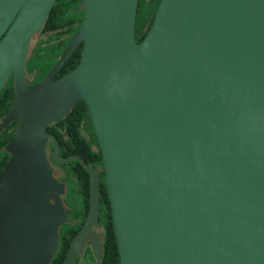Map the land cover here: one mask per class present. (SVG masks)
Here are the masks:
<instances>
[{
    "label": "water",
    "instance_id": "1",
    "mask_svg": "<svg viewBox=\"0 0 264 264\" xmlns=\"http://www.w3.org/2000/svg\"><path fill=\"white\" fill-rule=\"evenodd\" d=\"M55 0H0V90L16 122L0 173V264H49L68 222L53 177L78 162L87 219L63 264L98 226L99 170L59 158L47 128L77 104L102 156L119 264H264V0H160L136 42L138 0H81L76 33L45 78L26 80L33 37ZM81 46L78 65L54 77ZM97 262L102 249L90 243Z\"/></svg>",
    "mask_w": 264,
    "mask_h": 264
},
{
    "label": "trees",
    "instance_id": "2",
    "mask_svg": "<svg viewBox=\"0 0 264 264\" xmlns=\"http://www.w3.org/2000/svg\"><path fill=\"white\" fill-rule=\"evenodd\" d=\"M81 0H55L50 14L38 35L33 49L26 62V75L32 77L33 82L42 81L56 63L59 56L66 48L70 38L76 33L82 21V12L72 10L79 5ZM160 0H138L135 18V37L139 43L144 38L146 31L151 26L156 8ZM79 46L65 64L60 68L56 77L63 76L73 70L80 59ZM14 98L13 77L11 76L0 90V120L11 107ZM59 130L53 132L58 142L59 158L71 155L79 156L86 164L97 168L99 174V214L98 223L102 227V258L97 263L88 248L77 264H119V255L113 231L111 205L105 187L102 156L86 105L80 102L69 115L57 123ZM54 125L49 126L50 131ZM16 122L11 123L0 133V173L9 161L10 155L4 148L13 138ZM52 148V146H51ZM66 174V184L70 197L72 193H79L78 197L86 202L83 216L73 217L78 219L76 224H64L59 230V245L55 257L49 264H63L70 244L79 230L88 210L90 200V179L87 171L76 161L59 165Z\"/></svg>",
    "mask_w": 264,
    "mask_h": 264
},
{
    "label": "flooded vegetation",
    "instance_id": "3",
    "mask_svg": "<svg viewBox=\"0 0 264 264\" xmlns=\"http://www.w3.org/2000/svg\"><path fill=\"white\" fill-rule=\"evenodd\" d=\"M28 56H29V52H28ZM27 59H28V57H27ZM59 77L60 76H58V77L55 76L54 78L55 79H58ZM26 80L29 83H31V84H35V83L40 82V81L33 82L32 77H31V79H29V76H27V75H26ZM57 123L52 124V125H54L52 127V129H50V131H47L48 133H50L54 137H55V135L53 134V132L60 129L59 128V125H57ZM52 125H50V126H52ZM51 146H52V142L49 140L48 147H47V153H48V158H49L50 164H51L52 169H53L52 175H53V177L55 179H57L64 186V191H63V193H62V195H61L60 198H61L63 210H64L66 216L68 217V222H66V223L67 224H76L78 222V219L77 220H74L73 217H76V216H80L81 217V216L84 215V213H85V207H86V202L83 199H80L78 197V194L79 193H77V192L72 193V197H70V194H69V191H68V187H67V184H66V174H65V171L59 166V164H56L54 161H52V158H51L52 148H51ZM63 165H65V164H63ZM56 167L62 169V170L59 169L61 171L60 174H58V171H57ZM99 174H100V172H99ZM89 205H90V200H89V204H88L87 214H86V216H85V218H84V220H83V222H82L79 230L77 231L76 236L79 233V231L81 230V228L83 227V225H84V223H85V221L87 219L88 212H89ZM95 237L98 239V241L100 243V247L102 249L103 231H102V227H101V225L99 223H98V226L97 227H93L91 229V231H90V233L88 235V238H87V240H86V242L84 244V248L82 250V253L79 255L77 261L79 260V258L83 257L84 253L86 252V250L88 248L90 249V251H91V253L93 255V252H92V248L90 246V243L93 241V238H95ZM93 257H94V255H93ZM94 259H95V257H94ZM77 261H76V264H77Z\"/></svg>",
    "mask_w": 264,
    "mask_h": 264
},
{
    "label": "rangeland",
    "instance_id": "4",
    "mask_svg": "<svg viewBox=\"0 0 264 264\" xmlns=\"http://www.w3.org/2000/svg\"><path fill=\"white\" fill-rule=\"evenodd\" d=\"M38 37H39V36L36 35L35 37L32 38V40H31V42H30V47H29V55H30V52H31V50L33 49V47H34L36 41L39 39ZM29 79H31V77H29ZM56 169H57V171H58V174H60V173H61L60 170H62V169H61V168H58V167H56ZM59 169H60V170H59ZM60 197H61V195H60ZM60 200H61V198H60Z\"/></svg>",
    "mask_w": 264,
    "mask_h": 264
}]
</instances>
